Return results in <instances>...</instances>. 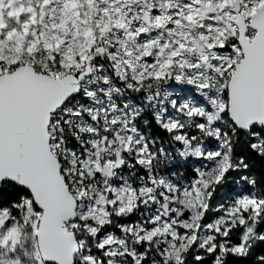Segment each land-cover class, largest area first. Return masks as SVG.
<instances>
[{"label": "snow or ice", "instance_id": "snow-or-ice-1", "mask_svg": "<svg viewBox=\"0 0 264 264\" xmlns=\"http://www.w3.org/2000/svg\"><path fill=\"white\" fill-rule=\"evenodd\" d=\"M0 264H264V0H0Z\"/></svg>", "mask_w": 264, "mask_h": 264}]
</instances>
